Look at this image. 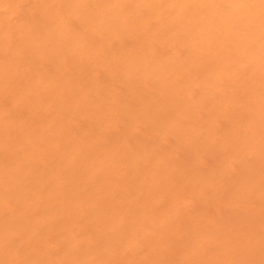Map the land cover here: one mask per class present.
I'll return each instance as SVG.
<instances>
[{
  "label": "clouds",
  "instance_id": "9594fccd",
  "mask_svg": "<svg viewBox=\"0 0 264 264\" xmlns=\"http://www.w3.org/2000/svg\"><path fill=\"white\" fill-rule=\"evenodd\" d=\"M0 264H264V0H0Z\"/></svg>",
  "mask_w": 264,
  "mask_h": 264
}]
</instances>
